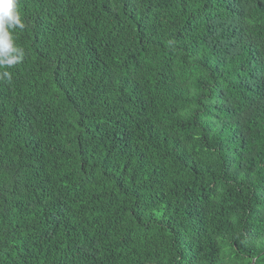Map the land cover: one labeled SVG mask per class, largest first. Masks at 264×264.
Returning <instances> with one entry per match:
<instances>
[{
    "label": "trees",
    "instance_id": "16d2710c",
    "mask_svg": "<svg viewBox=\"0 0 264 264\" xmlns=\"http://www.w3.org/2000/svg\"><path fill=\"white\" fill-rule=\"evenodd\" d=\"M17 10L0 264H264V0Z\"/></svg>",
    "mask_w": 264,
    "mask_h": 264
},
{
    "label": "clouds",
    "instance_id": "9594fccd",
    "mask_svg": "<svg viewBox=\"0 0 264 264\" xmlns=\"http://www.w3.org/2000/svg\"><path fill=\"white\" fill-rule=\"evenodd\" d=\"M18 0H0V67H12L23 58V50L16 46L13 30L24 24L17 10ZM10 78V73L0 74Z\"/></svg>",
    "mask_w": 264,
    "mask_h": 264
}]
</instances>
